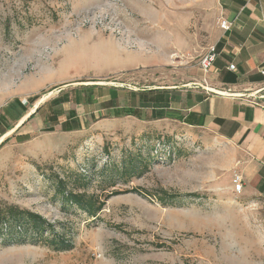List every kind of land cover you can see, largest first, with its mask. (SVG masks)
<instances>
[{
    "label": "rangeland",
    "instance_id": "rangeland-1",
    "mask_svg": "<svg viewBox=\"0 0 264 264\" xmlns=\"http://www.w3.org/2000/svg\"><path fill=\"white\" fill-rule=\"evenodd\" d=\"M218 7L0 0V207L67 226L74 241L68 252L0 243V264H264V205L230 188L217 144L138 113L155 107L141 89L203 90ZM59 179L105 201L97 219L62 202Z\"/></svg>",
    "mask_w": 264,
    "mask_h": 264
},
{
    "label": "crops",
    "instance_id": "crops-1",
    "mask_svg": "<svg viewBox=\"0 0 264 264\" xmlns=\"http://www.w3.org/2000/svg\"><path fill=\"white\" fill-rule=\"evenodd\" d=\"M218 2L212 18L228 20L232 26L228 31L214 27L211 46H216L218 56L204 73L203 90L177 83L141 89L140 93L152 92L145 96L155 107L141 106L138 113L141 121H153L162 129L203 132L211 147L220 148L219 168L232 174L234 193L264 205V108L245 96L264 94V0ZM150 109L154 116L147 112ZM235 174L243 178L241 192L235 191Z\"/></svg>",
    "mask_w": 264,
    "mask_h": 264
},
{
    "label": "trees",
    "instance_id": "trees-1",
    "mask_svg": "<svg viewBox=\"0 0 264 264\" xmlns=\"http://www.w3.org/2000/svg\"><path fill=\"white\" fill-rule=\"evenodd\" d=\"M134 167V171H131L132 175L141 170V167ZM75 177V183L82 182L80 175ZM67 184L64 179H59L57 183V192L62 202L67 206H76L90 218L97 219L105 201L87 191L70 189ZM168 197L170 200L175 198L169 195ZM69 232L70 228L67 226L54 225L41 215L17 205L7 204L0 207V243L4 246L46 244L56 252H68L74 248V241L69 236Z\"/></svg>",
    "mask_w": 264,
    "mask_h": 264
},
{
    "label": "built area",
    "instance_id": "built-area-1",
    "mask_svg": "<svg viewBox=\"0 0 264 264\" xmlns=\"http://www.w3.org/2000/svg\"><path fill=\"white\" fill-rule=\"evenodd\" d=\"M218 24H219V27L224 31L230 30L232 26L231 23L225 19H220L218 21ZM217 56H218V53H217L216 46H211L200 62V68L205 74L210 72V70L212 69L217 59ZM201 86L204 87V85H201ZM245 96L247 99L250 100L251 104H253L254 106H259V107L264 108V94H261V91L247 94ZM234 188H235V191L237 192H241L243 189V178L239 174L234 175Z\"/></svg>",
    "mask_w": 264,
    "mask_h": 264
},
{
    "label": "bare ground",
    "instance_id": "bare-ground-1",
    "mask_svg": "<svg viewBox=\"0 0 264 264\" xmlns=\"http://www.w3.org/2000/svg\"><path fill=\"white\" fill-rule=\"evenodd\" d=\"M0 142H1V140H0Z\"/></svg>",
    "mask_w": 264,
    "mask_h": 264
}]
</instances>
